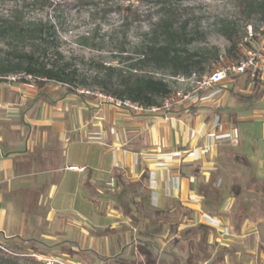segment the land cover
<instances>
[{
    "label": "crops",
    "instance_id": "1",
    "mask_svg": "<svg viewBox=\"0 0 264 264\" xmlns=\"http://www.w3.org/2000/svg\"><path fill=\"white\" fill-rule=\"evenodd\" d=\"M253 87L224 78L162 120L57 83H0V233L72 246L84 256L75 264L139 260L138 245L175 234L146 239L132 198L184 228L208 225L219 236L210 260L242 264L241 245L264 225V86Z\"/></svg>",
    "mask_w": 264,
    "mask_h": 264
},
{
    "label": "trees",
    "instance_id": "2",
    "mask_svg": "<svg viewBox=\"0 0 264 264\" xmlns=\"http://www.w3.org/2000/svg\"><path fill=\"white\" fill-rule=\"evenodd\" d=\"M75 1L101 3L104 0ZM135 1L137 7L129 3L122 6L119 11L125 23L122 25L124 27L127 20L137 21L140 18L138 5L151 4L157 8L155 20L149 24L146 33L139 40L137 49L129 53L124 44L119 43L114 53H111L115 64L93 63L90 72L84 73L64 61L56 48L52 47L50 38L55 35V27L50 21L42 19L25 21L21 15L28 4L38 8H52L51 0H8L12 7L7 14H0V40L27 42L32 48L14 52L12 57L0 60V82L10 75L23 73L36 79L34 83L38 88L45 82H53L65 85L72 93H78L76 88L95 89L148 107L160 104L173 89V83L160 76V73L168 78L178 75L189 76L192 73L200 76L210 71L219 62L220 56L231 63L239 62L241 51L238 44L246 34V28L241 35L235 27H224L221 30L222 36L227 40V46L222 54H219L217 49L207 51L206 54L196 53L189 49L193 37L188 31V21L182 18V13L177 8L183 0ZM237 6L246 24L252 21L264 24V0H238ZM148 18L150 22L152 16ZM123 38L126 40L127 36L123 35ZM34 44L36 48H33ZM47 51L52 52L50 56L47 55ZM252 82L255 95L260 96L262 92L259 88L261 85L264 86V80L255 77ZM136 187L141 186L137 183L124 185V189L131 192ZM130 204L140 213V221L146 222L142 225L143 234L151 238L153 233L164 226L175 234L170 244L178 252L186 254V264H195V260L202 261L203 264H222L220 255L211 260L208 255L209 233L212 230L208 225L200 223L179 230L178 222L170 211L148 207L143 202L135 203L132 198ZM124 212L128 214V211ZM40 247L43 248L34 241L17 236L4 237L0 233V264H45L33 255H39L41 258L53 255L45 254ZM136 249L141 259L117 255L106 259V264H157L151 251L150 240L138 245ZM59 250L60 254H65L68 259H73L77 255L82 256L73 250L72 246H62Z\"/></svg>",
    "mask_w": 264,
    "mask_h": 264
},
{
    "label": "rangeland",
    "instance_id": "3",
    "mask_svg": "<svg viewBox=\"0 0 264 264\" xmlns=\"http://www.w3.org/2000/svg\"><path fill=\"white\" fill-rule=\"evenodd\" d=\"M52 8H38L28 4L21 12L25 21H35L38 19L48 20L55 27V35L50 38L52 47L61 54L64 61H67L73 67H77L84 73H89L93 63L115 64L111 53H114L119 43L124 44V48L129 53L137 49L139 40L146 33L149 24L155 20L157 8L153 5L139 6L140 18L137 21L124 20L119 12L122 6L129 3L137 7L135 0H104L98 2H78L75 0H51ZM238 0H183L177 5L182 13V18L188 21V31L192 34L193 42L189 49L196 53L206 54L207 51L217 49L219 54L227 46V40L222 36L221 30L225 27H235L240 35L247 26L254 29L260 27V23L252 21L246 24L238 11ZM12 7L8 0H0V14H7ZM148 16H152L149 22ZM123 35L127 38L124 40ZM27 42H16L9 40H0V60L5 57H12V53L28 50L32 48ZM36 48L35 44L34 47ZM47 51V55H51ZM166 80L163 74H159ZM7 83L4 79L0 83ZM27 82V81H18ZM15 83V82H11ZM34 83V82H32ZM53 84V82H50ZM35 84V83H34ZM174 86V84H173ZM76 88V87H74ZM78 90H84L76 88ZM95 92L98 90H88ZM180 229L185 227L183 218L178 221ZM136 229H138L136 227ZM158 239L159 243L152 240L151 251L157 264H186V254L180 253L170 244V236L166 231H161ZM174 235V234H173ZM178 235V234H177ZM211 248L208 255H213L219 251V245L216 242L218 233L213 230L210 232ZM146 239H149L145 235ZM247 237L246 244L241 246L245 249L241 253L240 261L242 264H253L256 259L264 260V225L258 231L255 239ZM27 245V244H26ZM30 245V244H29ZM37 246V245H34ZM38 247V246H37ZM41 248V247H40ZM45 254L54 255L62 259L65 264H75L74 259H68L65 254H60L56 248H41ZM218 250V251H217ZM29 252V251H28ZM37 260L43 262L39 255H33ZM60 259V260H61ZM77 260H81L76 258ZM195 264H203L202 261L195 260Z\"/></svg>",
    "mask_w": 264,
    "mask_h": 264
},
{
    "label": "built area",
    "instance_id": "4",
    "mask_svg": "<svg viewBox=\"0 0 264 264\" xmlns=\"http://www.w3.org/2000/svg\"><path fill=\"white\" fill-rule=\"evenodd\" d=\"M241 58L238 63L226 61L222 56L219 62L208 72L198 76L195 73L189 76L178 75L170 77L174 84L169 93L158 105L143 106L127 99H119L114 96L95 91L78 90V93L95 97L101 104L111 105L124 109L134 115H156L162 120H168L182 107L191 106L199 96L215 87L224 78L237 75H246L252 81L255 77L264 80V24L258 29L247 26L246 34L238 44ZM9 82L27 81L35 82L30 75L17 74L5 78ZM45 264H65L62 259L55 256L42 258Z\"/></svg>",
    "mask_w": 264,
    "mask_h": 264
}]
</instances>
